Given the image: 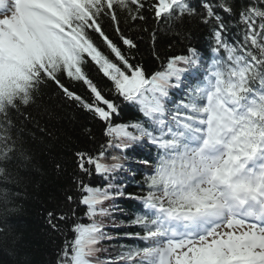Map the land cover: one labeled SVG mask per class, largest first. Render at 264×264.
<instances>
[{
	"label": "snow or ice",
	"instance_id": "6c2138e0",
	"mask_svg": "<svg viewBox=\"0 0 264 264\" xmlns=\"http://www.w3.org/2000/svg\"><path fill=\"white\" fill-rule=\"evenodd\" d=\"M121 16L145 32L149 18L169 29L196 18L209 26L214 58L203 82L173 112L165 107L169 89L203 67L200 54L189 48L188 55H172L148 75L103 30L107 18L122 45L136 48L121 30ZM157 30L150 32L153 47ZM231 32L234 39L226 35ZM88 62L111 80L115 93L140 106L149 127L113 123L118 105L87 76ZM61 75L83 82L93 99L69 90ZM49 81L102 121L108 138L95 155L73 154L76 195L65 199L85 206L91 222L73 220L72 209L71 216L48 213L56 231L54 219L72 220L71 239L65 238L56 264H264V0H0V165L18 153L12 113L34 104ZM144 140L156 147L157 159L142 182L146 191L128 194L142 204L130 223L141 229L131 235L143 243L101 260L98 253L106 249L99 245L112 237L97 217L109 214L106 201L125 195L112 181L127 159L112 156L108 162L105 147L125 152ZM93 174L104 178V187L81 178ZM8 177L0 166V178ZM0 192L7 201L8 191Z\"/></svg>",
	"mask_w": 264,
	"mask_h": 264
},
{
	"label": "trees",
	"instance_id": "16d2710c",
	"mask_svg": "<svg viewBox=\"0 0 264 264\" xmlns=\"http://www.w3.org/2000/svg\"><path fill=\"white\" fill-rule=\"evenodd\" d=\"M193 2L198 4L199 0ZM102 27L109 38L130 58V62L143 65L148 75L161 70V65L166 63L170 56L188 55L187 49H197L203 67L195 71L189 70L184 74L180 87L169 89L165 100L168 113L173 112L182 101L189 100L192 90L203 82L206 69L214 58L210 46L209 26L201 23L198 18L186 19L181 26L173 29H169L163 22L157 26L156 22L149 18L146 25L148 31L145 32L126 24L121 16V30L134 40L137 45L134 49L122 45L110 20L105 18ZM157 27L153 47L150 32ZM226 35L235 38V32ZM92 38L105 54L110 55L106 45L95 33ZM110 58L115 59L111 55ZM84 70L101 93L118 105V112L112 117L114 124L143 123L145 127H149L140 106L125 101L115 93L113 83L104 76L98 66L88 62ZM200 73L203 77L199 76ZM60 80L65 87L85 100L90 102L93 99L83 82L70 79L66 75H61ZM12 116L15 122L14 135L18 139V153L7 164L0 165L6 167L9 173L7 181L0 178V190L8 191L7 201L0 192V229H3L0 231V264H56L65 238L71 239L68 230L72 220L54 219L53 223L59 228V231H56L48 222V213L53 212L56 216L67 213L71 216L69 209H72L75 211L73 220L91 222L85 216V206L69 204L65 197L66 194L76 195L74 177L79 173L74 163V152L91 150L95 155L101 145L106 146L108 138L104 136L105 124L94 118L91 112L83 109L77 102L66 98L51 81L41 87L34 104L21 108L20 112H14ZM170 118V114L164 117L166 120ZM89 129L90 133L86 131ZM105 150L108 162H111L112 156H126L127 159L122 161L124 168L112 181L116 187L125 190V195L106 201L103 206L109 210V214L97 217V220L104 224L106 235L112 237L99 245L106 249L98 253L101 260L115 257L128 247L142 245L141 240L131 235L141 229L130 223L136 214L143 211L142 204L138 200L130 199L128 194L139 195L146 191V186L141 185L144 177L151 174L136 162L147 160L155 163L157 159L156 147L150 145L147 140L134 145V150L122 152L120 149L107 147ZM21 152L23 156L19 154ZM81 178L85 183L96 187H104L106 183L104 178L97 174Z\"/></svg>",
	"mask_w": 264,
	"mask_h": 264
}]
</instances>
